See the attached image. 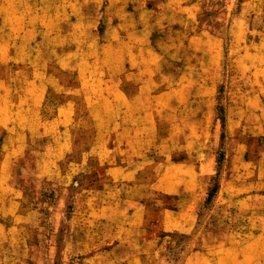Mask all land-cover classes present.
I'll return each instance as SVG.
<instances>
[{
  "label": "rangeland",
  "instance_id": "rangeland-1",
  "mask_svg": "<svg viewBox=\"0 0 264 264\" xmlns=\"http://www.w3.org/2000/svg\"><path fill=\"white\" fill-rule=\"evenodd\" d=\"M75 1L0 0V36L11 27V45L40 65L0 66L8 96L0 98V264H196L187 258L192 251L199 264H216L225 245L252 231L238 199L264 195V0H187L202 10L186 36L154 25L150 40L163 56L151 71L157 131L147 140L143 187L133 190L112 184L98 157L77 165L95 142L93 131L74 134L70 149L51 148L53 128L45 122L65 99L81 109L103 106L115 120L116 101L95 102L117 89L114 80L104 85L116 63V46L105 40L113 41L123 11L163 0ZM4 12L18 19L4 26ZM36 74L47 75L36 87L42 100L30 97ZM78 125L92 126L85 118ZM165 185L191 191L169 194ZM136 201L142 213L130 209ZM180 207L190 209L183 219L189 231H165L160 210Z\"/></svg>",
  "mask_w": 264,
  "mask_h": 264
},
{
  "label": "crops",
  "instance_id": "crops-1",
  "mask_svg": "<svg viewBox=\"0 0 264 264\" xmlns=\"http://www.w3.org/2000/svg\"><path fill=\"white\" fill-rule=\"evenodd\" d=\"M4 1L10 4H18L23 0ZM75 2V4L80 5H85L86 3L84 0H77ZM141 5L144 4L142 3ZM141 5L139 6V11L136 9L125 10L121 16H117L118 22L114 30H111L113 31L112 33L116 34L115 37H112L113 41L105 40L107 46H113V43L116 46V63L113 65L114 74H111L114 78L107 76L104 85L107 86V83L114 80L117 89L114 96L103 92L101 96L96 98L95 102L101 100L116 101L115 120L110 121L108 119L111 114L103 106L88 104L87 107L81 109L71 99H65L57 105L53 117L45 122L46 125H50L53 128V143L51 148L59 149L65 147L70 149L74 144V134L80 133L86 136V134L93 131L95 142L88 146H85L87 143L83 142L85 146L84 158L77 165H87L88 157H98L97 161H99V164L106 167L109 181L112 184H122L131 190L143 187L139 183L143 179L141 174L145 167L151 163L148 160L147 151L150 149V145L147 140L150 138L149 134L157 131L155 116L151 111L154 95L150 89V86L157 82L151 71L161 68V66L156 64L163 56L160 50L155 48L157 44H153V41L150 40L151 32L154 31L153 27L155 25L160 28L168 27L172 30L175 29L182 36H186L188 24L190 22L192 24L195 23L197 15L202 10L201 4L198 1L187 2V0H163L154 9H144V6ZM13 19L16 20L18 17L4 12L2 18L5 22L4 26L7 25L8 21ZM19 19H22V17H19ZM124 19L131 22V24H127L126 28L123 27L122 23ZM141 21L145 22L141 23ZM8 28L9 32L4 30V36H0V66L13 63L21 67L39 68L38 62L33 63V61H29L22 56L23 50L21 46L15 43L16 48H14L11 45L10 38L12 37L11 31L13 30L11 27ZM25 30H27V27L21 29L20 36L26 32ZM155 43H157V40H155ZM155 57L159 60L154 61ZM141 70L143 73L142 77L139 76ZM38 77L36 74L29 81V84L34 87L30 96L32 100H42L44 98L43 90L38 94L36 93V87L44 86V79L47 78V75L42 78ZM55 82H52V85ZM0 83L4 84V78H0ZM134 86L135 92L133 91ZM3 89L6 91L5 87ZM163 93H166V91ZM84 96L87 101H90L94 97L93 93H88ZM6 97H8L6 92L0 91V98L5 100ZM40 113V110L36 113V119H38ZM81 118H85L92 125L91 128L78 125ZM9 125L10 122L5 124L6 128L4 129H9ZM140 134L142 139L139 141L138 136ZM105 137H114V139L105 143ZM12 155L10 154V157ZM117 158L121 159L117 160ZM4 162L3 159L0 164ZM180 165L183 168L186 167V163H180ZM187 171L190 173V179L193 182L195 180L193 169L187 166ZM1 175L2 173L0 172ZM182 180H187V178H182ZM163 187L164 192L169 194L188 193L191 191L186 187L182 188L180 186L165 185ZM261 201H264L263 194L252 195V193H249L238 199V203L241 206L240 210L246 214H250L251 222L249 228L252 231L249 235H245V237L237 240L234 239L233 244L229 243L225 245L220 255L216 258V264H264V206L254 204ZM18 204H15L16 207ZM139 204L136 201L130 207V209L136 208L133 210V213L143 212ZM189 211V208L185 210L181 207L177 210L161 209L160 215L163 229L165 231L187 233L189 230L185 227L187 224L183 222V219L189 215ZM12 213H14V217L22 218L21 212L17 211V209ZM187 258L189 260L195 259L196 264H199L196 251H192L187 255Z\"/></svg>",
  "mask_w": 264,
  "mask_h": 264
}]
</instances>
